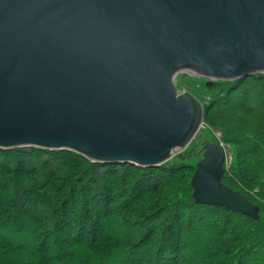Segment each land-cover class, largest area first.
I'll use <instances>...</instances> for the list:
<instances>
[{"label": "water", "instance_id": "95a60500", "mask_svg": "<svg viewBox=\"0 0 264 264\" xmlns=\"http://www.w3.org/2000/svg\"><path fill=\"white\" fill-rule=\"evenodd\" d=\"M264 73V0H0V149H68L153 168L197 135L204 104L180 73ZM197 204L258 219L221 184L224 148L204 142Z\"/></svg>", "mask_w": 264, "mask_h": 264}, {"label": "trees", "instance_id": "16d2710c", "mask_svg": "<svg viewBox=\"0 0 264 264\" xmlns=\"http://www.w3.org/2000/svg\"><path fill=\"white\" fill-rule=\"evenodd\" d=\"M243 81L206 104L205 120L238 147L224 182L259 188L249 197L264 209V75ZM192 174L183 161L160 171L0 150V264H264V217L197 204Z\"/></svg>", "mask_w": 264, "mask_h": 264}, {"label": "bare ground", "instance_id": "6f19581e", "mask_svg": "<svg viewBox=\"0 0 264 264\" xmlns=\"http://www.w3.org/2000/svg\"><path fill=\"white\" fill-rule=\"evenodd\" d=\"M185 73H187V72H185ZM190 74V73H189ZM260 74H262V75H264V73H258V74H254V75H251V76H248L247 78H251V77H254V76H256V75H260ZM197 76V75H196ZM199 76V75H198ZM200 77V76H199ZM203 78V77H202ZM206 79V78H205ZM244 79H246V78H240V79H233L232 81H239L240 83H242V82H244L243 80ZM209 81H211L212 82V85H211V87H219V84L218 83H216V82H220V81H224V80H209ZM228 88L226 89V91H228V90H230L231 88H234V87H236V85L235 84H231V85H228L227 86ZM222 90V89H221ZM221 90H219V93L221 92ZM181 93V92H180ZM218 93V94H219ZM195 98H197L196 97V95H194V94H192ZM215 96V95H214ZM214 96H212L210 99H199V98H197V99H199V101L202 103V104H204L205 106H204V118H203V121H202V123H201V125H200V128H199V130H198V133H197V135H195L194 136V139L189 143V145L195 140V138L198 136V134L200 133V132H204V131H206L207 129H208V125H207V122H206V120H205V107H206V104H208L210 101H212L211 99L214 97ZM213 131L215 132V135H216V138H217V140L216 141H210L212 144H218V145H220L221 147H223L224 148V152H225V162H224V174H223V176H222V178L220 179L221 180V184H223L225 187H227V188H229V189H231V190H233L234 192H238V193H240V194H242L243 196H245L246 198H248L251 202H252V204L254 205V206H256V207H258L259 208V214H258V216H259V218L258 219H256V218H253V217H251V216H249V215H247V214H244V213H242V212H239V211H235V210H233V209H230V208H228V207H226V206H219V205H210V204H204V205H207V206H213V207H217V208H223V209H226L227 211H230V212H233V213H236V214H241V215H243V216H245V217H247V218H249V219H251V220H253V221H259L262 217H264V214H263V210L264 209H262L258 204H256L250 197H249V194H252V195H254V196H256V194L257 193H259V188L256 190V188H255V190L254 191H249V190H247V189H244V191L245 192H242V191H240V190H238V189H236V188H234V187H232L231 185H229V184H227V183H225L224 182V176H225V174H226V172L230 169V167L231 166H233V164H234V162L236 161V158L234 157V153H235V155H236V152H235V150L232 148V146H231V140H230V138H228V135H226V133H224V131H222V130H220V129H213ZM209 141V140H208ZM189 145H187L184 149H182V150H180L179 151V153H178V155L179 154H181V152H183L185 149H187L188 148V146ZM21 148H32V147H28V146H25V147H21ZM21 148H17V147H13V148H9V149H5V150H9V151H15V150H21ZM39 149H41V150H49V151H52V152H54V151H62V152H66V151H70V150H68V149H46L45 147H40ZM1 150V149H0ZM257 151V150H256ZM72 152H74V151H72ZM176 156H177V154H176ZM84 157V156H83ZM175 157V156H174ZM174 157H172L170 160H168L167 162H165V163H161V164H159L158 166H156V167H153V168H158L160 171L162 170V168H163V166L165 165V164H167V163H169L170 162V164H172L173 162H171V160L174 158ZM84 158H86V157H84ZM87 160H89V161H91V162H93V163H100V162H96V161H93V160H90V159H88V158H86ZM204 159V156H203V158L195 165V167H194V165H192V164H190L192 167H193V174H192V177H191V179H190V186H191V188L190 189H192V198H193V200L195 199L194 198V192H195V188H194V186H193V183H192V181H193V178H194V175H195V172H196V170H197V166H198V164L202 161ZM183 162H185V163H189V162H186V161H183ZM109 165H112V166H114L115 164H109ZM119 165H121V164H119ZM195 201V200H194ZM201 205V204H200Z\"/></svg>", "mask_w": 264, "mask_h": 264}, {"label": "rangeland", "instance_id": "374dc122", "mask_svg": "<svg viewBox=\"0 0 264 264\" xmlns=\"http://www.w3.org/2000/svg\"><path fill=\"white\" fill-rule=\"evenodd\" d=\"M177 89L179 92H190L191 94L196 95L199 99H210L212 96L217 95L219 93V90L224 89L226 90L231 83L230 81H220L216 82L219 84V87H211L212 82L209 81V79H205L193 74L189 73H180L177 75L175 80ZM231 85V84H230ZM213 129H217L213 125L208 127V129L204 132H200L198 136L195 138V140L188 146L187 149H185L181 154L175 156L171 161L178 163L180 161H186L189 162L187 164L195 165L203 158L204 156V142L205 140L209 141H216V135ZM232 148L236 152V148H238L233 143L231 144ZM234 157L236 158V155L234 153ZM191 194H188L187 196H190Z\"/></svg>", "mask_w": 264, "mask_h": 264}]
</instances>
